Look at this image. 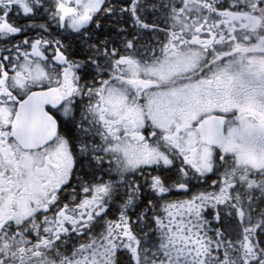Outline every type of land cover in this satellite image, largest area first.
<instances>
[{
	"label": "snow or ice",
	"instance_id": "obj_1",
	"mask_svg": "<svg viewBox=\"0 0 264 264\" xmlns=\"http://www.w3.org/2000/svg\"><path fill=\"white\" fill-rule=\"evenodd\" d=\"M0 264H264V0H0Z\"/></svg>",
	"mask_w": 264,
	"mask_h": 264
}]
</instances>
